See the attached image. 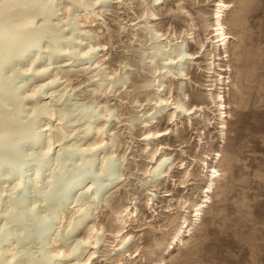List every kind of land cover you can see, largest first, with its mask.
Here are the masks:
<instances>
[{"label":"rangeland","instance_id":"rangeland-1","mask_svg":"<svg viewBox=\"0 0 264 264\" xmlns=\"http://www.w3.org/2000/svg\"><path fill=\"white\" fill-rule=\"evenodd\" d=\"M219 1L54 0L49 23L57 39L51 49L42 47L40 55L25 59L24 68L37 60L15 82L23 85L27 81L22 88L24 121L35 103L47 105L54 114L51 118L36 115L37 127H41L37 134L46 137L42 146L47 145L48 137L53 141L63 138L61 143L55 142L51 153L39 158L43 194L37 196L35 189L27 193L23 188L18 194L24 196L26 205L51 194L60 199L59 207L53 209L50 201L38 203V212L54 218L53 229L28 234L22 240L11 235L0 244V264H47L42 261L43 250L67 249L86 241L90 234L99 236L97 246L94 238L88 239L75 254L53 257L49 264H82L89 258L86 264H264V0H222L230 5L223 19L231 35L226 54L214 47V14ZM48 42L45 38L41 45ZM176 43L198 58L180 66L167 64ZM218 54L225 60H215ZM48 63L51 65L42 73L35 71ZM229 66L230 71H220ZM181 69L187 76L175 77L173 72ZM220 74L230 77L223 85ZM38 85L44 88L31 96ZM162 85L167 86L164 92H160ZM212 88L215 90L210 91ZM184 94L190 97L188 108L205 109L191 116L181 113L177 126H169L173 110L170 105L162 109L157 98L178 100ZM217 94L224 96L226 105L224 139L217 128L219 111L212 101ZM152 118L154 123L144 128ZM167 128L177 129V135L144 140L145 134ZM100 138L105 143L98 148V161L114 153L121 177L109 179V183L104 182L105 176L93 182L86 178L71 191L60 192L68 174L81 164L74 161L80 154L76 149ZM166 144L175 151L161 150ZM40 147L34 150V157ZM166 154L172 158V167L162 169L168 171L167 176H157L160 157ZM122 156L125 159L120 160ZM57 157L66 174L60 177V186L46 188L47 177L58 172L57 164L51 162ZM214 167L220 175L197 222L194 211L205 200ZM5 168L0 167L1 238L21 229L15 219L27 216L19 208L11 216L5 214L16 182V177L5 182ZM92 183L103 190L94 203L77 212L75 196ZM94 225L99 233L91 230ZM124 236L129 239L125 243ZM55 238L56 244L52 242Z\"/></svg>","mask_w":264,"mask_h":264},{"label":"bare ground","instance_id":"bare-ground-1","mask_svg":"<svg viewBox=\"0 0 264 264\" xmlns=\"http://www.w3.org/2000/svg\"><path fill=\"white\" fill-rule=\"evenodd\" d=\"M98 1L100 0H95V2ZM53 2L54 0H0V167L3 166V168L4 167L7 168V169L5 168L6 171H4L3 173L4 177H6L5 182H7V180L12 179L13 177H16V182L11 189L12 191L11 196L14 197H12L11 201L7 203L5 214L11 216L15 212V210L13 212V209L19 208L22 210L23 215L25 216L27 215L26 217L19 216L15 219L22 226V228L16 230L13 233L10 232L8 234H5V236L3 235L4 236V237L2 236L3 238L0 237L1 238L0 244L4 242H8L10 240L9 237L11 235H13L17 240H22L23 238L27 237L28 234L31 233L44 234L48 231L50 232L53 229V226L55 225L54 218H51L49 214L47 215L38 212L37 204L50 201L52 203L53 209L57 210V208L59 207L60 199L58 197L57 199L52 198L51 194H48L47 197H42L35 200L31 205H26L24 196H20L21 194L20 195L18 194V193H22L24 190H26V192L28 193V191H31L32 189L33 190L35 189V193L37 196L43 194V191L39 188V181H38L39 177L41 176V171L43 167L42 162L39 160V158L44 157L45 153L46 154L51 153L50 151H52V149L54 148L55 142H57L56 144H58L63 141L61 135H60L61 138H58L57 140L55 139L56 141H53L50 137H48L47 145L44 147L42 146V143L46 137L44 136L45 134H41V135L37 134L36 130L41 127H37L36 115L46 114L48 117L51 118L53 117L54 114L47 107V105L40 106L39 104L35 103L31 106V111H30L31 114L30 112L27 113V115L29 114L30 117H27L28 119L25 118L26 120L24 121L22 115L26 113V110L24 103L25 98L22 96V88L24 87L27 81H23L22 82L23 85H19V83L15 82L17 79L20 78L19 77L20 74L29 72L34 67L36 63L35 61L37 60L35 59L31 61L30 65L24 68L23 62H25V59L28 58L31 54H35V56L40 55V49L42 47L47 50L51 49L52 47L51 43L53 42L55 43L57 39L55 36H53L54 30L49 23L53 12L52 10ZM216 7H217V11L214 14L215 24H214L213 32H215L214 36L217 39L215 41L214 47L215 50H219V51L224 50V53L226 54L227 53L226 49L231 39V35L226 31V27L223 23V19H224L225 9L229 8L230 5L220 0L219 2H217ZM65 9L67 11V7H65ZM64 18H67V14ZM38 20H41L40 22H42L39 26L37 25ZM45 38H49V42L47 43V45L42 46L41 43ZM169 46L170 45H166L165 47L168 48ZM173 46H177V47L173 49L171 53L172 55L167 56L166 58L168 62L167 64H178L180 66L185 61L194 60L198 58L197 55L187 52L183 48V46L180 45L179 43H176V45ZM91 48L92 47H90V49ZM48 55L50 56L49 60H51V55H52L51 52H48ZM218 56L219 57H217V59L215 60H220V61L225 60L221 54H218ZM212 64H214V62H212ZM49 65L51 64L48 63L43 68L41 66H38V68H35V71L37 73H42V71L47 69ZM154 71H156V69ZM220 71L226 73L230 71V66L228 69L220 68ZM9 72H12L11 75H8ZM173 74L175 75V77L184 75L182 74V69L177 73L173 72ZM184 76H187V74H185ZM220 77H221L220 81L222 83L221 85H223L225 79L230 78V77H225L222 74H220ZM54 81L55 78L50 83L53 84ZM42 87H43L42 85H38L34 87L30 95L36 96L44 88ZM159 87L161 88L160 92H164L167 86L162 85ZM214 90H215L214 88L210 89V91H214ZM157 99L159 100L160 104H162V109H165L168 105L171 106V110H173V112H171L168 116V125L169 126L172 125V127L177 126L178 116L181 113L185 114V116H191V115H195L197 112L204 111L205 109L204 107H200V106H193L191 108H188L187 104L190 100V97L187 96L186 94H184V99L171 100L170 98H162L160 96ZM212 101L213 104L217 106V110L219 111V114H217L218 118L216 119V121L219 122L218 123L219 127L217 128L220 131L221 138L224 139L225 130L227 128L226 126L227 112H226L224 96H222L221 94H217L215 95V97H213ZM152 123H154V118H152V120L146 121L144 128L151 126ZM208 125L211 126V123H208ZM97 131L99 133L101 131V127L98 128ZM176 131L177 129L174 130L173 128H167L162 131L149 132L145 134L144 140H150L152 138H163L165 136H170L171 134L177 135ZM103 143H105V140L103 138H100L92 143H89L86 148L79 147L76 149L80 154H78L74 158V161L76 164L79 163L81 164L78 165L76 171L70 172L68 174L67 182L61 185V187H59L60 192L65 194L67 191H71L76 186L84 182L86 178H91L93 182L95 178L105 176L108 179L104 180V182H108L110 181L109 179H113V178L118 179L121 177V175L118 172V166L120 164L118 165L117 163H115L116 160H114V155H115L114 153H110V157L106 156L105 154L102 157L101 162L98 161L97 151L98 148H100ZM38 146H41L40 153L38 154L39 157L38 156L34 157V154H36L34 150ZM161 150L175 151V148L172 147L171 145L166 144L163 146L161 145ZM157 152L158 149L152 153V159H154ZM217 156L221 157L219 153ZM120 158H121L120 160L125 159L124 156ZM60 160H61L60 157H57L55 159H52L51 162L54 165L59 163ZM171 161L172 158L169 157L167 154L162 155L160 157L159 164L157 163L158 169L161 170L158 173H156V175L161 177L167 176L168 171L167 172L162 171V169L166 165H168L171 168L173 164V162ZM48 163H50V161H48ZM97 163L99 164V166H96ZM26 165L29 166L31 169L29 170L24 169L23 167ZM59 166L60 165L57 164L55 168L58 169V172L56 173L55 176L51 174L47 177L48 183L46 188L52 189L60 186V182H61L60 177H63L66 174V170H64L63 167H59ZM79 169H83L84 172H80ZM31 171H33V173H30ZM209 173L211 174L210 184L207 186V190H205V196H204L205 200L203 199L204 201L198 204L197 209H195L194 211L195 221L197 222L201 220L205 208L208 206V201L211 199L209 195L210 193H213L216 178L220 175L219 170L216 169L215 167ZM56 177L59 178L55 181H51L53 178ZM29 184L31 185L29 186ZM94 184L92 183L88 188L86 187L87 189L85 192L82 191L81 194L79 193L80 196L78 197L75 196L73 203H75L76 207H78L77 212H80L87 203H94L95 200H97V197L99 193L103 190V187L97 186L94 188L93 187ZM22 188L24 190H22ZM15 194L17 195L15 196ZM167 196H171V194H167ZM22 213L20 215H22ZM59 215L60 214H58V218L61 220L62 216L59 217ZM85 215H87V212H85ZM71 220L72 218L68 221V227L71 224ZM187 228L188 226H186V229ZM91 230L93 231V233L94 231L96 233H99V229H97L95 225L92 227ZM188 232L190 233V230ZM98 237L99 236H97L96 234L95 235L90 234L88 236V239L94 238L96 240L95 244L97 246ZM174 237L176 239L178 238V235ZM56 238H59V236H57ZM56 238L52 240L54 244L57 243ZM88 239H86V241L85 239L80 240V242L77 245L67 247V249H64V247L57 246L54 248L53 251L43 250V253L41 255L42 261L44 263L49 264L53 257L71 256L75 254L77 251H79L80 248L79 245L87 242ZM128 240L129 239L127 238V236L123 237V243L127 242ZM49 244L50 242L46 243V245ZM0 251L2 250L0 249ZM17 254L12 255V259H14L17 256ZM93 255L94 253H92L91 257ZM89 260H91V258H89L87 261L83 262L82 264H86L87 262H90Z\"/></svg>","mask_w":264,"mask_h":264},{"label":"snow or ice","instance_id":"snow-or-ice-1","mask_svg":"<svg viewBox=\"0 0 264 264\" xmlns=\"http://www.w3.org/2000/svg\"><path fill=\"white\" fill-rule=\"evenodd\" d=\"M215 171V170H214Z\"/></svg>","mask_w":264,"mask_h":264}]
</instances>
